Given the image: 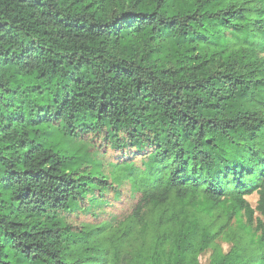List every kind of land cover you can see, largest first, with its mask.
I'll use <instances>...</instances> for the list:
<instances>
[{"label":"trees","instance_id":"obj_1","mask_svg":"<svg viewBox=\"0 0 264 264\" xmlns=\"http://www.w3.org/2000/svg\"><path fill=\"white\" fill-rule=\"evenodd\" d=\"M259 54L264 0H0V264H124L148 209L126 264H200L242 213L211 264H264Z\"/></svg>","mask_w":264,"mask_h":264},{"label":"rangeland","instance_id":"obj_2","mask_svg":"<svg viewBox=\"0 0 264 264\" xmlns=\"http://www.w3.org/2000/svg\"><path fill=\"white\" fill-rule=\"evenodd\" d=\"M250 2H254V0H250ZM256 4L258 6L259 3ZM259 56L260 58L264 59V55L259 54ZM239 155L242 159L237 155L235 158L241 162V166H240L241 172H243V170L245 169V171H247L248 173H250V171H252L251 173H255L253 171L254 163L257 160L260 161L261 159L264 158V148L263 146L259 147V145L256 149H253L252 147H245L243 152H241ZM257 165L258 164H255V166ZM242 174L243 173H241V175ZM250 181L252 183V180ZM258 199L259 198L257 194L247 197V200L254 208L257 206ZM132 204H133V199L130 197L128 191H126L123 195V199L119 201L117 205H115L114 207L107 208L106 215H103L102 217V213L101 212L99 213L100 216L99 221L110 219L111 216H109L108 214H113V216L119 217L118 223H114L112 221L111 224L112 228L110 230H107V234H112L118 232L119 230H125L130 225V223L132 222L131 219ZM225 211H229V210L225 209ZM95 212H99V211L95 209ZM83 219H89V221L97 222V220L92 219V217L87 218L86 216H83ZM153 220H154L153 211L151 209H148L144 214L143 224L137 227L134 237L130 240L129 243L126 244L127 246L124 248V252H123L124 264H126L129 260H131L132 257L140 249L151 250L152 245L155 241V234L152 228ZM254 226L249 227L247 225L246 218L243 215V213L237 215L233 214L232 221L229 227L225 228L223 234L220 235L215 245L212 248H209L208 250L200 254L199 256L200 264H211L217 252L224 255L229 254L236 245V241L235 239H233L236 236L241 237L246 235L247 237H249L251 235L253 239L257 242L259 233L255 231ZM169 250H170V246H168V251Z\"/></svg>","mask_w":264,"mask_h":264}]
</instances>
